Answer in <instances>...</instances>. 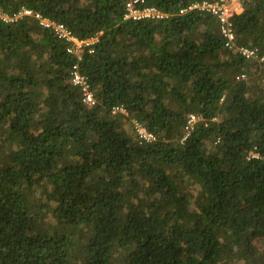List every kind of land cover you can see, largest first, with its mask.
Wrapping results in <instances>:
<instances>
[{
	"label": "trees",
	"instance_id": "trees-1",
	"mask_svg": "<svg viewBox=\"0 0 264 264\" xmlns=\"http://www.w3.org/2000/svg\"><path fill=\"white\" fill-rule=\"evenodd\" d=\"M129 1L0 0L96 40L0 19V264H264V62L189 9L216 0ZM241 5L234 45L262 56L264 0Z\"/></svg>",
	"mask_w": 264,
	"mask_h": 264
},
{
	"label": "built area",
	"instance_id": "built-area-1",
	"mask_svg": "<svg viewBox=\"0 0 264 264\" xmlns=\"http://www.w3.org/2000/svg\"><path fill=\"white\" fill-rule=\"evenodd\" d=\"M243 0H216L214 2H203L201 4H194L189 9L199 8L202 10H206L213 16H215L220 24V33L222 37L226 39L225 46L229 49L236 48L238 53L242 55L247 60H256L259 63L264 62V55H258L256 49H249L244 46L236 47L234 45L235 34L232 26L231 18L239 14L242 11V3ZM143 4V0H132L126 4V13L124 15L125 19H161L165 17L163 13L156 10L155 8H142L140 9L139 5ZM183 11H181L182 13ZM26 16H34L40 23L41 26L45 28H51L54 33L60 39H64L68 42L73 43V47L68 50L69 53L80 54L83 52L84 47H87L93 44L96 40L94 38L79 41L76 38L72 37L69 31L61 25L56 24L52 21H49L46 18H42L38 14H33L30 10L22 9L19 13L14 14L12 16H8L0 13V19L6 23L16 22L18 19H21ZM238 79H245V74H241ZM72 82L74 85L79 86L82 91V102L87 106H92L94 104L93 97L89 91V88L86 84V81L80 77L76 72L72 73ZM264 82V80H263ZM120 112L124 113L122 109L114 108L113 113ZM201 120L199 117L195 115H189L187 119V124L185 130L189 132L193 129L195 123ZM135 133L139 139L151 142L154 140V137L147 133L146 130L138 124H135Z\"/></svg>",
	"mask_w": 264,
	"mask_h": 264
},
{
	"label": "rangeland",
	"instance_id": "rangeland-1",
	"mask_svg": "<svg viewBox=\"0 0 264 264\" xmlns=\"http://www.w3.org/2000/svg\"><path fill=\"white\" fill-rule=\"evenodd\" d=\"M257 68H258V70H259V71H261V70H262L261 74H262V75H264V68H263V67H260V66H259V67H257ZM128 125H129V124H128ZM129 127H131V126L129 125Z\"/></svg>",
	"mask_w": 264,
	"mask_h": 264
}]
</instances>
